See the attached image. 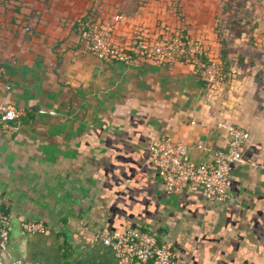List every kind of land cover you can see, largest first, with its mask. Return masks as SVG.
I'll return each mask as SVG.
<instances>
[{"label":"crops","instance_id":"1","mask_svg":"<svg viewBox=\"0 0 264 264\" xmlns=\"http://www.w3.org/2000/svg\"><path fill=\"white\" fill-rule=\"evenodd\" d=\"M142 1L0 0V102L26 113L20 134H0V208L12 217L0 264H116L94 242L104 229L154 234L179 264H264V8L241 37L226 31L224 47V0ZM85 21L111 26L122 47L182 31L204 42L205 60L224 64L227 50L223 91L214 95L180 63L126 66L86 54ZM231 126L250 135L231 200L169 194L150 147L170 136L194 163H211ZM29 221L46 232L27 234Z\"/></svg>","mask_w":264,"mask_h":264},{"label":"built area","instance_id":"2","mask_svg":"<svg viewBox=\"0 0 264 264\" xmlns=\"http://www.w3.org/2000/svg\"><path fill=\"white\" fill-rule=\"evenodd\" d=\"M86 54L103 62L134 66L149 62L157 66L183 64L199 77L214 95L223 91L226 70L216 58L205 60L204 42L177 31L172 38L152 40L140 38L134 45L122 47L113 41V28L102 27L98 22L82 23L78 29ZM232 73L237 74L236 70ZM6 74L0 62V85ZM26 113L14 105L0 102V134L16 136L22 130ZM228 145L214 154L211 163L196 164L190 158L188 146L164 136L150 147L152 162L158 167L168 193L182 195L188 189L198 190L211 204H226L231 200L234 168L243 161L244 147L250 135L238 127L227 129ZM12 217L0 208V245L6 248L11 239ZM44 222L29 221L23 224L27 234L46 232ZM111 249L116 264H179L170 243L161 244L158 236L140 230L113 233L100 231L94 239ZM11 264H30L18 259Z\"/></svg>","mask_w":264,"mask_h":264},{"label":"rangeland","instance_id":"3","mask_svg":"<svg viewBox=\"0 0 264 264\" xmlns=\"http://www.w3.org/2000/svg\"><path fill=\"white\" fill-rule=\"evenodd\" d=\"M230 0H224L219 10L217 20L220 28V37L223 43L228 42L230 37L226 34L228 30L234 33L245 30L250 31L254 27V17L264 8V0H232L231 6H227ZM125 7L133 8L143 3L142 0H125ZM245 6H244V5ZM232 67V65H231ZM227 71V68L225 66Z\"/></svg>","mask_w":264,"mask_h":264},{"label":"trees","instance_id":"4","mask_svg":"<svg viewBox=\"0 0 264 264\" xmlns=\"http://www.w3.org/2000/svg\"><path fill=\"white\" fill-rule=\"evenodd\" d=\"M232 0H230L229 2H228V4H227V6H231V4H232V2H231ZM244 5V4H243ZM245 6V5H244ZM86 22H88V21H85V22H81L80 24H79V27L81 26V24L82 23H86ZM231 33H233L234 34V37H241L242 35H244L245 33H246V31L245 30H240V31H238V32H236V33H234L232 30H229ZM220 32H221V30H220V28L218 27V33L220 34ZM221 36V35H220ZM227 43L225 42V43H223V45H224V47H226L227 45H226ZM225 52H224V55H223V61H224V65L226 66V68H227V71H229L230 70V68H231V65H232V62L229 60V53H228V51L227 50H224ZM226 71V72H227Z\"/></svg>","mask_w":264,"mask_h":264}]
</instances>
